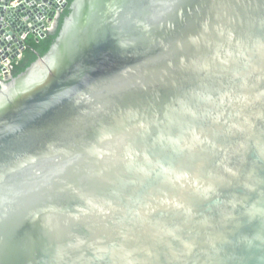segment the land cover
<instances>
[{"label":"water","instance_id":"water-1","mask_svg":"<svg viewBox=\"0 0 264 264\" xmlns=\"http://www.w3.org/2000/svg\"><path fill=\"white\" fill-rule=\"evenodd\" d=\"M67 5L0 83V264H264V0H0V68Z\"/></svg>","mask_w":264,"mask_h":264},{"label":"trees","instance_id":"trees-1","mask_svg":"<svg viewBox=\"0 0 264 264\" xmlns=\"http://www.w3.org/2000/svg\"><path fill=\"white\" fill-rule=\"evenodd\" d=\"M71 1L72 0H67V4H69ZM68 12L69 9L67 5L59 16L56 29L53 32H47L41 39L36 40L32 34L27 35L21 55L10 64L12 76H16L18 73L23 71L38 56L43 55L48 50L49 46L57 36L62 21Z\"/></svg>","mask_w":264,"mask_h":264},{"label":"built area","instance_id":"built-area-1","mask_svg":"<svg viewBox=\"0 0 264 264\" xmlns=\"http://www.w3.org/2000/svg\"><path fill=\"white\" fill-rule=\"evenodd\" d=\"M65 8V7H64ZM64 8H61L60 10H59V13L61 14V12L63 11V9ZM58 12V11H57ZM56 15L57 14H55L54 16H53V19H52V21L51 22H49V23H47L46 25H45V28L43 29V31H44V33L46 34L47 32H49L50 31V29L52 28V25H53V22H54V20H55V18H56ZM18 58V57H17ZM16 59V58H15ZM14 59V60H15ZM13 60V61H14ZM11 62L12 61H6L5 63H3V66H2V68H0V83H2L3 81H5V79H4V75H5V73H10L11 71H10V64H11Z\"/></svg>","mask_w":264,"mask_h":264}]
</instances>
